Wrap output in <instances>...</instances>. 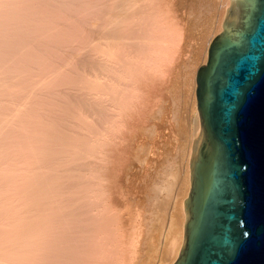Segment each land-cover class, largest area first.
I'll list each match as a JSON object with an SVG mask.
<instances>
[{"label": "bare ground", "instance_id": "bare-ground-1", "mask_svg": "<svg viewBox=\"0 0 264 264\" xmlns=\"http://www.w3.org/2000/svg\"><path fill=\"white\" fill-rule=\"evenodd\" d=\"M229 4L230 0H227L223 15ZM132 15L143 17L141 0H0V264L123 262L121 256L124 255L120 252L127 243L124 221H127L129 213L127 218L124 214L129 205L120 203L127 200L128 204L130 200L126 195L123 197L127 199L121 202L123 197L110 195V192L109 195L104 193L106 197H103L101 193L118 186L110 184L114 187H109V190L103 185L105 191L99 193L102 190H98L100 185H97L99 172L96 174L94 170L98 168L99 154L105 160L116 149L113 145L115 149L111 147L113 151L110 153L109 144L115 143L111 140L118 133L116 127L121 125H118V119L124 117L122 120L126 121L129 116L123 113L126 118L119 113L142 103L140 95L139 100L135 99L137 92L140 93L138 86L117 76L123 74L120 66L128 67L130 64V69L135 63L143 66V72L149 70H145L144 65L151 67L154 64L150 56H145V59L141 56L142 63L137 60L140 58L137 53L140 52L136 53L135 49H142L141 44H152L156 40L148 28L149 24L139 19L132 20ZM76 21L88 31L85 40L95 39L94 43L101 42L100 46L102 41L103 44L105 42L102 50L99 45L97 48L98 43L94 47L90 45L92 49L96 47L100 50L94 49L95 53L105 50L102 57L100 53H91L95 57L88 55L90 49L83 45L78 50L77 60L74 59ZM219 27L223 28L222 25ZM98 35H103V38ZM149 53L152 54L151 50ZM101 74L108 77L110 83ZM133 100L140 102L134 101V105ZM199 128V117H195L186 157L187 189L185 196L182 195L184 198L190 187L192 141ZM108 159L105 161L107 165L111 162ZM109 175L112 178L113 175ZM111 178L108 182L115 181ZM117 190L120 192L119 188ZM118 191L113 190L112 193ZM183 199L179 210L183 214L182 222L185 216ZM116 204L122 205V208L117 206V210ZM55 214L59 215V219L46 226L44 220L49 221V217ZM181 235L182 230L180 238H173L170 243L174 259L180 249ZM54 236L58 240L74 238V242L71 239L72 243H68L70 240L67 243L57 240L54 243L52 240L51 243L46 239ZM45 239L51 243L49 250H53L49 254L39 248ZM66 249L74 250V263L70 259L71 263L63 262L66 258L62 261L56 259L59 257L56 260L50 258L53 252Z\"/></svg>", "mask_w": 264, "mask_h": 264}, {"label": "rangeland", "instance_id": "rangeland-1", "mask_svg": "<svg viewBox=\"0 0 264 264\" xmlns=\"http://www.w3.org/2000/svg\"><path fill=\"white\" fill-rule=\"evenodd\" d=\"M226 1L227 0H141V6L144 10L143 17H135L132 15V20L139 19L149 24L148 28L152 30V37L156 40L152 44L149 42L141 44L140 47H142V49H138V47L135 46L137 47L135 49L137 51L135 52H140L137 53V55L140 54L138 55L140 58L137 60L142 63L143 57L141 56H144L143 59H145V56H150L154 64L151 67L149 65V67L144 65L145 70L149 68V70H143L145 73L141 72L143 66L139 67L135 65V63L131 65L134 71L128 68L130 64L127 65L128 67L120 66L123 74L120 72V76L117 75L118 73L115 74L122 78V81H128L138 86V91H140V93L138 94L137 92L136 94V92H134L137 95L135 96L137 98H134L139 100L138 96H142H139V98H141L140 101H142L144 105L140 101L136 102V100H133V102L141 103L137 104L139 107L134 102V105H136V107L134 106L135 108L131 106L132 108L123 109L122 112L119 113V115L126 113L127 115L129 114V116H127V118L126 115L123 114L128 119H125L128 122L122 120L124 117H119L118 119V122H120L118 125H121L118 128L116 127L115 131L118 133L115 134V139H112L113 141L111 140V142L115 143L112 145L109 144L110 149L113 145V147L116 148H114V150L112 147L114 151L112 149L110 150V153L113 151L114 154L112 153V155H114V157L109 154L110 158H108L110 160L108 158L104 160L103 155L99 154L98 168L94 170L95 173L97 171L96 174L99 172V177H97V180H99L98 183L100 181H106L107 179V183H97V185H100L98 190L105 188L103 185H106V187L108 186V188L118 186L120 189V192L117 190V187L111 189L119 193H112V191L103 192L105 191L103 189L99 190V193L103 192L101 193L102 195L104 193L105 195H109L108 192H110V195L115 194L121 197L127 195L129 198L128 200H130L128 204H126L127 197H123V200L120 201L123 202L126 200V202H119L122 205H129L130 210L127 206L126 208H128V211L124 214V217L127 218L126 215L129 213V216L127 215V221H124V229H126V233L129 234L131 232L132 234H127L128 236H125L127 238H125L126 242L130 244L127 245L125 242V246L123 245L125 249L122 250L123 253L122 251L120 252L121 255H124L121 256L123 264H130V261L131 264H172L176 259V257L175 259L172 257L173 252L171 253L170 251V243L173 238H180L181 230V243L183 239V227L181 228V226H183L184 220L182 222L183 214L182 211L179 210H181V199L184 198L186 194L185 190L187 189V186H185L187 185L185 167L186 157L192 140L195 117H199L195 95L196 72L198 67L201 64H205L207 61V49L211 39L223 29L219 26H221L220 22H222L225 15H223V10ZM135 10L137 12L138 8ZM84 18L86 17L84 16ZM78 23V21L75 22V25L78 27L74 26V59L77 60L80 48L83 45L88 46L87 49H90L88 55L100 53L99 56L101 55L100 57H102V53L105 50L102 53H97V51H100L97 48L99 45V48L101 47L102 50L105 42L103 44L102 41V45L100 46L101 42L98 43L96 41L94 43L95 39H91L92 41L89 40V42L87 39L85 40L88 31L82 29L81 24L79 23V26ZM90 33L92 32L90 31ZM100 33H102V31H100ZM98 36L103 38V35ZM90 45H92V47L95 45L97 46V48H94L97 50L96 53ZM149 48L152 54L149 53ZM91 50L93 52H90ZM99 56L97 55V57ZM141 63H139L140 66ZM146 63L148 64L147 60ZM124 73L126 75H124ZM106 74L107 73H105V75ZM101 75L103 76V74ZM105 75L101 77L109 82L108 77L106 78ZM110 75L112 76L113 74ZM116 77L114 76V78ZM135 80H137V83ZM108 82L107 84L110 83ZM131 109H133L132 112ZM126 123H128V127ZM119 150L122 151L123 154H121ZM90 156L91 160H93L94 157L92 155ZM113 158L116 159L114 160ZM125 158L127 159L126 161ZM107 159L109 162L111 161L108 164L109 166L107 165L108 162L105 164ZM102 163L105 164V166L102 165ZM124 164H126V166ZM99 165H101V167ZM90 167L92 168V165ZM102 167L103 169L100 170ZM102 171H104V173L107 171L106 175ZM108 172L111 176L113 175L112 178ZM114 173H116L117 176ZM102 176H104V178ZM109 178H114L115 181L119 182L115 183L113 180H109L108 182ZM119 178L121 179L118 180ZM120 185H122V187ZM121 189L124 192L123 194H121ZM183 194L184 196H182ZM105 195H103V197ZM122 205L116 204L115 208L118 206V208L121 209ZM55 215L50 216L49 221H47V219L44 220L46 226H49V223L52 224L53 221L59 219V215H56L57 218ZM55 237L56 236L51 239L47 237L46 239L51 243H53V241L56 243V240L57 242H66L68 240H70L68 243L74 242V238L58 240L57 237ZM129 238L133 240L130 242ZM46 239L42 243L45 244L47 248L45 246L41 247L43 244H41L39 248H41L40 251L49 254V252L53 250H49V244L51 245V243H48ZM66 250L53 252L54 254L51 252V255L57 256L53 257L52 255L50 258L55 259L59 257L56 258L59 259V261L66 258L63 262L71 263L72 261V263H74V250ZM124 251L126 253H124ZM106 253L108 254L107 251H104V254ZM127 253H129L128 257ZM58 254L61 255L58 256Z\"/></svg>", "mask_w": 264, "mask_h": 264}, {"label": "water", "instance_id": "water-1", "mask_svg": "<svg viewBox=\"0 0 264 264\" xmlns=\"http://www.w3.org/2000/svg\"><path fill=\"white\" fill-rule=\"evenodd\" d=\"M196 72L199 131L172 264H264V0H230Z\"/></svg>", "mask_w": 264, "mask_h": 264}]
</instances>
